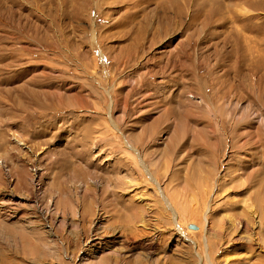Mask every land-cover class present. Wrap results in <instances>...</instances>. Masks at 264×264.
<instances>
[{
  "label": "rangeland",
  "instance_id": "374dc122",
  "mask_svg": "<svg viewBox=\"0 0 264 264\" xmlns=\"http://www.w3.org/2000/svg\"><path fill=\"white\" fill-rule=\"evenodd\" d=\"M206 236L264 264V0H0V264H206Z\"/></svg>",
  "mask_w": 264,
  "mask_h": 264
},
{
  "label": "bare ground",
  "instance_id": "6f19581e",
  "mask_svg": "<svg viewBox=\"0 0 264 264\" xmlns=\"http://www.w3.org/2000/svg\"><path fill=\"white\" fill-rule=\"evenodd\" d=\"M127 147L129 148V149H132L133 151H134V153H135V156H137L138 157V160L136 161V163L135 164H137L138 165V167H141L142 169H144V171L147 173V175H148V177H150V179L152 180V182L157 186V188L159 189V191H160V193H161V196H162V200H163V202H164V205H166V207L170 210V212L172 213V216H173V219H174V221H175V225L177 226V217H178V211H177V207L175 208V206H174V203H172V201H171V197L168 195V193L166 192V190H164V189H162V187H161V185H160V183H159V181L154 177V174H152L151 173V171H149L150 169H149V167H148V165H147V163H146V160H145V158L142 156V154L140 153V151H139V149L137 148V147H134V146H132L131 144H128L127 143ZM136 165V166H137ZM218 183V182H217ZM217 187H218V185H217ZM195 197V196H194ZM255 204V203H254ZM207 209H206V211H205V214H206V216H207V213H208V211H209V208H210V202L208 201V204H207V207H206ZM204 214V215H205ZM246 216H248L247 214H246ZM239 221H238V223H236V224H233V226H234V229L235 228H239V227H247V226H249V223H250V219H249V217H248V219H238ZM206 222H207V234H209V232L212 234V232H213V234L214 233H216V232H214V230L212 229V226L210 225V221H207V219H206ZM235 223V222H234ZM231 225V224H230ZM233 229V228H232ZM139 233V232H138ZM219 234V233H218ZM218 234H217V237L216 238H219L220 237V235L218 236ZM221 237H222V235H221ZM205 238V237H204ZM209 238H212V237H209ZM209 238H208V236H206V238L204 239L205 240V247H206V250L208 249V251H206L205 252V257H204V259H205V263L206 264H215L214 263V259H213V257L211 256V253H212V251H213V247H212V241L210 242V240H212V239H210L209 240ZM132 239H133V236H131V237H128L127 238V240H130V241H132ZM219 239H221V238H219Z\"/></svg>",
  "mask_w": 264,
  "mask_h": 264
},
{
  "label": "water",
  "instance_id": "95a60500",
  "mask_svg": "<svg viewBox=\"0 0 264 264\" xmlns=\"http://www.w3.org/2000/svg\"><path fill=\"white\" fill-rule=\"evenodd\" d=\"M190 228L196 229L197 227L195 225H191Z\"/></svg>",
  "mask_w": 264,
  "mask_h": 264
}]
</instances>
